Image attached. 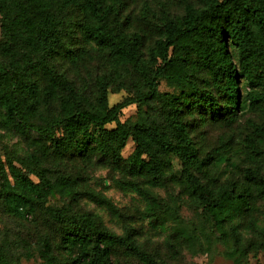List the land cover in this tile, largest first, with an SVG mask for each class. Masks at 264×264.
<instances>
[{"label":"trees","instance_id":"16d2710c","mask_svg":"<svg viewBox=\"0 0 264 264\" xmlns=\"http://www.w3.org/2000/svg\"><path fill=\"white\" fill-rule=\"evenodd\" d=\"M103 1L66 0L62 4L58 0H0L4 28L11 40L24 43L34 54H39L43 72L50 80L63 83L69 92L60 98L61 108L57 115L44 118L43 123L35 122L41 103L36 80L25 66L0 63V120L5 113L17 131H37L47 136L59 151L98 155L103 161L112 163L128 161L130 171L146 176L151 186L165 183L170 165L168 158L163 159L159 154L178 156L182 161L183 176L180 179L184 178L185 188L204 211L214 217L222 239L229 240L244 225L238 217L251 211V198L259 196L264 202V172L260 161L257 160L255 167L244 170L246 181L242 189L231 179L220 183L212 174V166L225 161L231 167L238 159L227 152V141L201 158L188 127L180 118L174 119L177 124L172 138L165 127L147 122L143 116L127 122L122 121L121 115L133 102L148 103L156 98L163 78L186 83L192 89L191 93L165 94L170 115L182 116L188 112L203 121L218 120L231 126L240 107L248 102L250 105L263 103L264 88L258 87L262 79L259 64L264 65V0H202L200 5L187 2L185 15L165 25L163 38L158 40L152 52L159 61L151 66L141 63L142 37L128 36L111 26ZM62 5L78 6L83 10L87 20L83 24L84 37L107 53L114 65H133L144 70L149 88L134 98L109 105L106 82H101L98 105L81 107L82 95L65 79L58 78L49 65L54 53L64 46ZM113 122L115 126H107ZM259 128L260 125L254 131L262 137L264 131ZM130 139L136 142V147L131 156L124 158L122 150ZM261 140L256 146L264 148V139ZM254 153L263 155L264 151L257 148ZM33 160L45 185L42 189L16 164L10 162L8 168L5 163L0 164L1 189L12 205L19 200L30 205L45 202L51 191L58 187L65 188L66 192L74 189L72 178L54 181L41 158L33 155ZM199 171H210L211 174L204 176L198 174ZM203 177L206 181H202ZM120 181L122 186L138 190L148 198L147 210L161 225L167 228L168 221L175 222L172 234L181 232L186 239L193 238L196 231L182 223L178 207L149 195L136 180ZM89 194L96 202L117 211L106 195L93 191ZM22 195L28 199L22 200ZM50 213L68 224L66 246L76 250L77 262L112 264L115 249L124 247L146 257L152 264H159L143 254L130 233L119 235L103 228L96 217H75L63 207H51ZM249 225L252 228L259 225L264 232V225H260L257 218ZM6 256L0 252V264H11ZM47 260L49 264H55L54 258Z\"/></svg>","mask_w":264,"mask_h":264},{"label":"rangeland","instance_id":"374dc122","mask_svg":"<svg viewBox=\"0 0 264 264\" xmlns=\"http://www.w3.org/2000/svg\"><path fill=\"white\" fill-rule=\"evenodd\" d=\"M58 1L64 4L66 0ZM187 2L203 3L202 0H104L103 5L109 12L111 26L128 36L142 37L141 63L151 66V63L159 61L152 52L158 40L163 38L165 25L185 15ZM64 6L60 7L64 46L54 53L49 65L58 78L65 79L82 95L81 107L98 105L101 82H106L109 105L146 91L149 86L144 70L133 65H114L107 53L84 37L83 24L87 22L84 11L78 6ZM0 63L25 66L36 80L41 103L35 122L43 123L44 118L59 113L60 98L68 95V90L63 83L50 80L43 72L39 54H34L24 43L11 40L4 28L1 12ZM259 65L262 79L258 88L263 89L264 65ZM182 92L191 93L192 89L186 83L163 78L156 98L148 103H131L123 109L121 119L132 122L143 116L147 122L165 127L173 138L177 124L174 119L180 118L188 127L201 158L227 141V152L238 159L231 167L225 161L212 166V174L220 183L231 179L242 189L246 181L244 170L255 167L257 160L264 172V154L254 153L257 148L264 151V148L256 146L264 135L260 137L257 130L254 131L258 125L259 130L264 131V100L261 104L250 105L248 102L240 107L236 121L229 126L218 120L203 121L198 115L188 112L182 116L170 115L165 94ZM107 126L113 127L115 122ZM252 134L254 137H250ZM135 147L136 142L130 139L122 150L124 158L131 156ZM33 155L41 158L42 164L50 169L54 181L72 178L74 189L66 192L65 188L58 187L51 191L45 202L23 203L24 206L20 200L12 205L0 184V252L7 254L11 264H49L47 258H54L55 264H84L76 261V250L66 246L68 224L56 219L50 213L51 207H63L75 217H96L103 228L119 235L130 233L143 254L159 264H264V232L259 225L256 228L249 225L253 218L264 225L262 198H251V211L244 217H238L244 225L224 241L214 217L206 213L185 188L184 178L180 179L183 176L182 161L178 156L159 154L163 159L168 158L170 165L165 183L151 186L146 176L130 171L128 161L112 163L103 161L98 155L83 156L69 150L59 151L47 136L37 131H17L3 113L0 120V164L5 163L7 168L10 162L16 164L42 189L45 185L37 174ZM210 171H199L198 174L205 176L211 174ZM125 179L138 181L149 195L178 207L182 223L196 231L193 238L186 239L181 232L172 234L175 224L172 220L168 221L167 228L161 225L147 210L148 198L138 190L122 186L120 180ZM202 181L206 178L203 177ZM92 191L109 197L117 211L93 200L89 194ZM20 198L28 199L26 195ZM112 264L152 263L146 257L117 247L112 255Z\"/></svg>","mask_w":264,"mask_h":264}]
</instances>
